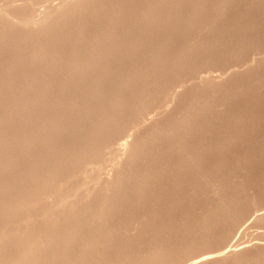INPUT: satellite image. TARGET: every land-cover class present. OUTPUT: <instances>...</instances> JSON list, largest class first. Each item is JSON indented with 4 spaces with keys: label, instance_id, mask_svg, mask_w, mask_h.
Returning a JSON list of instances; mask_svg holds the SVG:
<instances>
[{
    "label": "rangeland",
    "instance_id": "1",
    "mask_svg": "<svg viewBox=\"0 0 264 264\" xmlns=\"http://www.w3.org/2000/svg\"><path fill=\"white\" fill-rule=\"evenodd\" d=\"M0 264H264V0H0Z\"/></svg>",
    "mask_w": 264,
    "mask_h": 264
},
{
    "label": "bare ground",
    "instance_id": "2",
    "mask_svg": "<svg viewBox=\"0 0 264 264\" xmlns=\"http://www.w3.org/2000/svg\"><path fill=\"white\" fill-rule=\"evenodd\" d=\"M57 8H58V7H57ZM57 8H56V9H57Z\"/></svg>",
    "mask_w": 264,
    "mask_h": 264
}]
</instances>
